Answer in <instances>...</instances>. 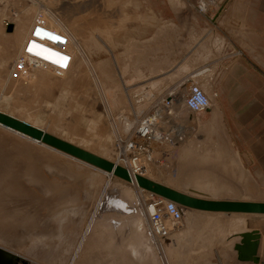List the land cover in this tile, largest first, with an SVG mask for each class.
Returning a JSON list of instances; mask_svg holds the SVG:
<instances>
[{"label": "rangeland", "instance_id": "rangeland-1", "mask_svg": "<svg viewBox=\"0 0 264 264\" xmlns=\"http://www.w3.org/2000/svg\"><path fill=\"white\" fill-rule=\"evenodd\" d=\"M40 17L69 37L67 66L34 67L28 76L12 77L30 23ZM107 18L106 0H0V110L118 161L122 141L154 110L159 93L149 83L153 77L122 76L113 60L108 62ZM12 20L15 27L8 32ZM40 53L44 59L56 57L50 47ZM180 97L176 111L183 117L174 126L184 137L161 145L155 141L154 157H142L144 174L199 196L264 200V187L253 185L244 166L237 171L188 167L189 150L202 156L209 149L198 139L188 143V114L196 118L197 113ZM4 174L15 175L11 188L2 184ZM109 180L133 190L145 212L153 192L0 125V246L17 253L19 264H261L239 260L234 245L240 241L238 231L259 227L264 257V213L185 208L181 224L163 243L151 239L157 258L141 242L129 245V229L113 231L98 221L87 234ZM143 217L147 221V214ZM116 234L126 239L115 241Z\"/></svg>", "mask_w": 264, "mask_h": 264}, {"label": "crops", "instance_id": "crops-1", "mask_svg": "<svg viewBox=\"0 0 264 264\" xmlns=\"http://www.w3.org/2000/svg\"><path fill=\"white\" fill-rule=\"evenodd\" d=\"M106 5L107 60L122 76L153 77L149 83L159 93L158 103L147 114H158L167 140L184 137L168 118L178 115L182 97L169 106L161 101L194 83L211 96L210 108L186 124L188 143L198 139L209 152L189 150L188 167L244 166L253 185L264 187V0H220L205 9L198 0H106Z\"/></svg>", "mask_w": 264, "mask_h": 264}, {"label": "built area", "instance_id": "built-area-1", "mask_svg": "<svg viewBox=\"0 0 264 264\" xmlns=\"http://www.w3.org/2000/svg\"><path fill=\"white\" fill-rule=\"evenodd\" d=\"M220 0H198V6L205 9L208 3L218 2ZM69 37L67 34H60L54 31L43 18H37L34 21L31 30L25 39L19 55L11 66L10 73L12 77L20 78L23 75L28 76L34 67L46 66L54 69L67 66L70 53L65 50ZM50 47L54 51L55 59H44L41 50ZM184 94L177 92L165 97L161 103L169 106L183 96L188 108L195 113H200L211 106V96L203 87L198 84H192L188 89H183ZM217 94V93H215ZM161 132L157 113L143 115L137 127L130 136L124 138L120 146L121 152L119 159H123L125 166L129 169L132 177L136 173L144 174L147 171L146 164L142 162V157L151 160L154 157L155 141H165L170 138ZM185 208L174 200L152 193V197L145 202V213L149 223V230L152 237L163 243L174 227L181 224L184 219Z\"/></svg>", "mask_w": 264, "mask_h": 264}, {"label": "water", "instance_id": "water-1", "mask_svg": "<svg viewBox=\"0 0 264 264\" xmlns=\"http://www.w3.org/2000/svg\"><path fill=\"white\" fill-rule=\"evenodd\" d=\"M14 27L15 23L13 21L8 22V31H13ZM110 91L113 92V89H110ZM108 95L109 97L112 96L109 92V89ZM183 105L188 108L185 101H183ZM190 111L192 110L190 109ZM181 117L183 116L172 115V113L168 116L169 122H171L172 124L177 123V121ZM188 117L190 119H194L193 115L188 114ZM0 125L17 131L25 136H28L33 140H36L42 144L64 152L74 158L82 160L103 171L111 173V176L119 177L128 182H133L135 179L139 187L147 189L153 192L154 194H158L163 197L174 200L184 208L223 212L225 214L264 213V200H243L234 198L204 197L191 194L175 186L151 178L145 174L136 173L135 177L133 178L129 169L125 166V162L123 159H119L118 161L112 160L91 149H88L71 140L54 134L38 125H35L25 119H22L16 115H13L3 110H0ZM179 139H181V136L179 137ZM137 206L139 208V212H141L142 210L140 204L137 203ZM100 210L105 212L104 208L102 209L101 206ZM116 213L119 214L118 211H116ZM95 223L96 222H94V224ZM107 226H109L113 231L119 229V225L116 226L109 224ZM148 232L150 238L152 239L150 230ZM236 234L240 236V241H237L234 245L235 249L237 250L238 259L264 264V257L259 254V247L262 237L261 228L252 227L238 231ZM19 261V255L17 253L2 245L0 246V264H19Z\"/></svg>", "mask_w": 264, "mask_h": 264}, {"label": "bare ground", "instance_id": "bare-ground-1", "mask_svg": "<svg viewBox=\"0 0 264 264\" xmlns=\"http://www.w3.org/2000/svg\"><path fill=\"white\" fill-rule=\"evenodd\" d=\"M8 158H5V159H8ZM28 167H30V166H28ZM4 171H7V169H5ZM10 172H12L14 174V168L13 169L10 168ZM1 177H2L1 178L2 184L7 183V184H9L10 188H11V185L14 186L13 183H15L14 182L15 175L13 176V178H11L10 175L8 176L5 174ZM132 183L136 184L137 182L134 179V181ZM2 190H3V188H2ZM1 197L5 198V195H1ZM137 203H139V202H138L137 196L133 192V190H130V189L125 188V187L114 186V185H112L111 181L109 180L105 184L103 192L101 193L99 202H98L96 209L93 213V216L91 218V222H90V225L88 227L87 234L89 233V231H92L91 229H93V227H95L92 225H96V224H94V222L97 223V221H101V222L105 223L106 225H109V224L110 225H116V226L119 225L118 228L119 229L121 228V230H124V231H127L129 228V233H128L129 234L128 238L130 240L129 245H135L136 242L137 243L141 242L142 247L144 246V249L147 252L149 251L148 254L153 255V257L157 258L156 251L154 250L155 245L152 243L151 238L149 236V232H148L149 231L148 220L146 221L144 219L146 217H143L146 215V213L143 212L144 213L143 214V213L139 212V210H138L139 208L137 206ZM100 206L102 207V209L104 208L105 212L100 210ZM109 210H110V212H109ZM116 211H118L119 214H117ZM106 213H108V214H106ZM96 215H98V216H96ZM120 234H123V233H120ZM123 235H125V234H123ZM119 237H120V235L116 234L115 235V241L120 239L119 242H121L126 236H124L123 239H121ZM152 239H154V238L152 237Z\"/></svg>", "mask_w": 264, "mask_h": 264}]
</instances>
